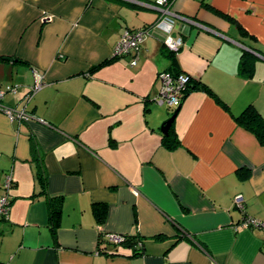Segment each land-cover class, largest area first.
I'll return each mask as SVG.
<instances>
[{
    "label": "crops",
    "instance_id": "1",
    "mask_svg": "<svg viewBox=\"0 0 264 264\" xmlns=\"http://www.w3.org/2000/svg\"><path fill=\"white\" fill-rule=\"evenodd\" d=\"M155 1L0 0V89L19 86L1 102L32 115L0 108V185L15 178L0 264H264V230L238 225L264 219V144L235 118L250 105L264 116V0H172L191 19L173 27L184 39L174 59L162 48L167 27L145 37L136 65L112 59L125 29L157 21ZM165 70L213 92L185 95L174 149L161 129L170 111L154 100ZM34 71L46 84L27 99ZM97 202L108 205L103 223ZM111 233L141 236L143 254L100 252L116 249Z\"/></svg>",
    "mask_w": 264,
    "mask_h": 264
},
{
    "label": "built area",
    "instance_id": "2",
    "mask_svg": "<svg viewBox=\"0 0 264 264\" xmlns=\"http://www.w3.org/2000/svg\"><path fill=\"white\" fill-rule=\"evenodd\" d=\"M171 2L172 0L155 1V7L160 12V16L157 21L153 23V25L135 29H125L115 45L113 57L119 58L132 55L133 59L131 61V65H136L142 42L146 36L152 35L156 31V27H167L169 29L163 38V44L168 50L178 52L184 45V39L182 37H178L176 33H172L173 27L175 26V23H180L182 21L190 22L191 19L172 11L170 9ZM48 19L52 18L48 17ZM158 79L161 83L160 91L154 100L160 105H165L169 109L170 113H173L181 105L192 76L184 72L174 73L165 70L159 73ZM45 84L46 82L44 80V76L40 72L34 71V82L30 87V91L26 98L29 99L32 97V95L40 90ZM18 88L19 86L17 84H12L8 85L3 90L0 89V108L5 110V112L12 118L26 120L32 117L26 109L17 110L15 108L4 106L1 102L6 93H14L18 90ZM12 173V171H8L4 175L3 183L0 185V221L7 220L10 216L12 190L15 181ZM242 200L241 195L235 197V203L240 208L243 206ZM242 224L264 230V220L253 216H247L244 218ZM109 238L115 243H119L121 241L118 234L111 233Z\"/></svg>",
    "mask_w": 264,
    "mask_h": 264
},
{
    "label": "trees",
    "instance_id": "3",
    "mask_svg": "<svg viewBox=\"0 0 264 264\" xmlns=\"http://www.w3.org/2000/svg\"><path fill=\"white\" fill-rule=\"evenodd\" d=\"M239 27L241 28V30L244 33H247L246 30L244 29V27H242L240 25H239ZM162 48H163V52L168 57H170L172 59L175 58L176 52L168 50L164 46V44H163ZM251 56L252 55H251L250 51H248V50H244L241 53L240 66L242 68V72H244V70L246 71V67H245L246 63L245 62L247 61L248 57H251ZM112 59H116V57H113ZM108 63H110V60H104L101 63L93 66L90 69V72H94L95 70H98L100 67H102ZM193 89H202V90H207V91L213 93L212 90L208 86H206L205 84H203L201 82H197V81L195 82L192 78L191 82L188 85V88L186 90V95ZM173 113H171V116ZM235 118L240 125H242L247 130L253 132L261 144H264V116H262V114L254 106L250 105V106L246 107L244 109V111L241 114L237 115ZM164 123L166 124L167 121ZM172 127H173V123L171 124L168 132L164 133V136H163V144L169 149H174V148L178 147L179 145H181V142L178 139V137H177V135L174 132ZM240 176L245 177L246 175H245V173H240ZM38 177L40 179V182L42 185V191H43L46 189V186H47V179H46V174L44 172L43 166L40 167V169L38 171ZM13 187H15V184L13 185ZM12 199H13V197H12ZM242 205H243L242 206V209H243L244 208L243 200H242ZM107 210H108V205L106 203H103V202L94 203L93 213H94V216H95L96 220L98 221V223H103L106 220ZM60 212H61L60 205H58V204L57 205H51V207H50V224L52 225L53 232L56 231ZM247 216H250V215H243V217L238 222V225L247 226V225L242 224V221ZM258 219H261V218H258ZM261 220H264V219H261ZM247 227H253V226H247ZM185 233L186 232L184 231L182 233V235H180L179 238H183ZM114 234H118V233H114ZM109 235L110 234L104 236V241L107 244L114 245L116 247V249L110 252V251H107L106 248H104V250L100 249V252H103L104 254H107L110 256L118 255L121 252L118 251L117 247L122 246V247L130 250L131 256H137L139 254H143L144 239L141 236H139V235H128V234H118L121 238V241L119 243H115V242L110 240Z\"/></svg>",
    "mask_w": 264,
    "mask_h": 264
},
{
    "label": "water",
    "instance_id": "4",
    "mask_svg": "<svg viewBox=\"0 0 264 264\" xmlns=\"http://www.w3.org/2000/svg\"><path fill=\"white\" fill-rule=\"evenodd\" d=\"M179 109H180V106L174 111V113L172 114V116L167 120V123L166 124L165 123L163 124V126L161 128L163 133L168 132L171 124L173 123V121L175 120L176 115L179 112Z\"/></svg>",
    "mask_w": 264,
    "mask_h": 264
},
{
    "label": "rangeland",
    "instance_id": "5",
    "mask_svg": "<svg viewBox=\"0 0 264 264\" xmlns=\"http://www.w3.org/2000/svg\"><path fill=\"white\" fill-rule=\"evenodd\" d=\"M170 115H171V113H170Z\"/></svg>",
    "mask_w": 264,
    "mask_h": 264
}]
</instances>
